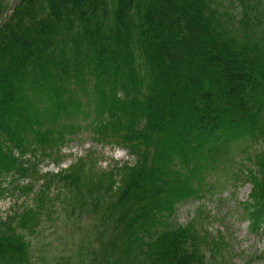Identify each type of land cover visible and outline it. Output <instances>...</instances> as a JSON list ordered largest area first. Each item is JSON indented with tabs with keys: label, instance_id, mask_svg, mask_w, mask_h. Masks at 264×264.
Instances as JSON below:
<instances>
[{
	"label": "trees",
	"instance_id": "16d2710c",
	"mask_svg": "<svg viewBox=\"0 0 264 264\" xmlns=\"http://www.w3.org/2000/svg\"><path fill=\"white\" fill-rule=\"evenodd\" d=\"M248 1L234 0L235 21L208 0H0V197L7 176L31 175L91 118L101 142L112 138L136 158L113 200L124 207L135 264H213L219 241L207 250L193 226L146 227L164 223L157 214H172L176 202L213 193L220 183L205 189V174L238 180L228 153L264 142V13L260 0ZM253 159L245 208L257 231L264 148ZM69 167L44 175L40 201L56 179L80 191L84 160ZM26 214L0 221V264L27 254L18 227Z\"/></svg>",
	"mask_w": 264,
	"mask_h": 264
},
{
	"label": "rangeland",
	"instance_id": "374dc122",
	"mask_svg": "<svg viewBox=\"0 0 264 264\" xmlns=\"http://www.w3.org/2000/svg\"><path fill=\"white\" fill-rule=\"evenodd\" d=\"M7 1L13 6L16 0ZM260 2L259 14H263L264 0ZM208 3L235 16V21L240 18L241 5L234 0H208ZM90 120H84L82 129L64 144L60 154L36 163L31 175L12 174L11 186L0 198V215H5L10 205V201H4L7 196L15 198L13 215L23 217L28 212L24 218L26 226L18 225L27 247V254L19 264H135L138 248L132 237L125 244L128 230L125 221L119 222L124 207L114 205L113 200L118 198L119 187L124 185V168L135 166L136 158L112 138L101 142L89 127ZM262 148L264 142L236 144L227 156L232 171L240 176L238 180L223 171L205 174V189L215 180L220 183L213 193H201L199 198L176 202L172 214L170 210L164 211L163 216L157 214L161 220L163 217L164 223L155 220L151 223L154 228L146 229L153 232L191 225L206 234L207 250L214 239L219 241L213 264H264V227L253 231L245 208L253 186L247 176L257 168L253 155ZM80 159L85 163L80 191L73 192L72 187L56 179L45 190L47 201H40L44 174L56 172L58 168L67 169ZM22 178L28 179L23 181L24 185L20 183ZM113 178L115 194L109 196L112 192L107 187ZM82 194L88 197L87 201H79ZM132 207L130 203L126 209L130 211ZM144 233L148 238L147 232ZM208 255H211L209 251Z\"/></svg>",
	"mask_w": 264,
	"mask_h": 264
}]
</instances>
